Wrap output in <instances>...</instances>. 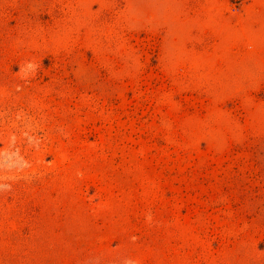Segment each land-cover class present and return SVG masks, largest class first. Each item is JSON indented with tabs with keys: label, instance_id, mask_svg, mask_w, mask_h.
I'll list each match as a JSON object with an SVG mask.
<instances>
[{
	"label": "rangeland",
	"instance_id": "rangeland-1",
	"mask_svg": "<svg viewBox=\"0 0 264 264\" xmlns=\"http://www.w3.org/2000/svg\"><path fill=\"white\" fill-rule=\"evenodd\" d=\"M0 264H264V0H0Z\"/></svg>",
	"mask_w": 264,
	"mask_h": 264
}]
</instances>
